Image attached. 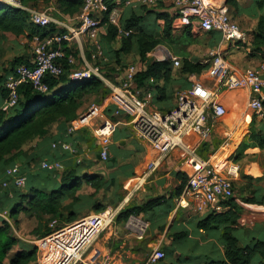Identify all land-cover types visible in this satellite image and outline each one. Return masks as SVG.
I'll list each match as a JSON object with an SVG mask.
<instances>
[{
  "label": "crops",
  "instance_id": "0c3cea01",
  "mask_svg": "<svg viewBox=\"0 0 264 264\" xmlns=\"http://www.w3.org/2000/svg\"><path fill=\"white\" fill-rule=\"evenodd\" d=\"M236 1L237 6L233 8L227 4V0H213L216 5L224 4L229 16L233 17L234 22L247 33L246 44H232L218 30L205 32L194 26H181L173 0H158L152 5L141 4L138 0H114L111 12L115 14L119 24L124 23L131 16L143 18L139 25L140 29L160 39V43L147 53L150 57L163 60L173 56L180 62L182 58H188L192 62L206 64L211 52H220L232 68L241 72L248 68H256L260 62L262 50L255 51L251 41L257 18L264 13V0ZM22 8L28 12L49 8L51 14L55 9L58 17L53 16L52 25L58 32L71 31L79 24V14L64 13L57 0H50L47 5L44 4L39 9L31 8L30 5ZM164 16L172 20L171 35L168 38L163 36ZM187 29L190 35H187ZM106 30V24L101 20L97 44L101 56L108 62V57H114V51L119 49L120 37L117 35L114 40L108 42L103 37ZM137 31L136 28L132 29V33ZM23 35L4 33L0 39V51L2 47L8 48L10 45L25 47L23 42L28 43L29 46L26 35L24 40L21 39ZM66 45L75 56L74 67L97 65V60L91 59L93 49L91 39L85 36L75 37ZM20 56L30 63L31 53L28 49L21 51L15 58ZM122 58L125 62L128 58H135L136 62L133 63L137 64L139 69L141 68L135 50ZM113 60L114 58L111 62ZM112 65L113 63H110L108 66L112 67ZM108 66H99L100 77L98 78L111 90L113 84L119 82L120 78L114 71L108 70ZM177 68L173 67V78L166 83V94L168 92L169 96L165 101L156 103L157 106L173 107L176 102V92L190 88L191 74L180 75ZM104 72L112 73V79L104 76ZM197 76L213 91V98L224 107L225 112L222 116L210 120L213 127L207 139L200 141L195 133L183 138L184 143L190 146L189 149L177 146L165 153L156 150L149 142L137 136L128 122L130 118L124 116L114 119L118 123L111 136L109 156L107 160H101L93 130L105 116L103 112L98 118L72 134L62 132L65 128L64 124H55L45 137L25 145L24 150L29 152L27 158L44 152L51 141L57 140L72 142L83 150L87 149L88 152L84 154L81 162L82 177L74 195L78 199L73 202L71 198H67L61 210L64 217L68 215V212L73 211L75 219L65 222L53 215L37 218L34 215L20 213L18 226H22L25 220L22 215L27 219H34L31 230L41 226L39 233L34 235L32 241L23 239L24 241L21 242L24 244L23 248L34 247L35 241L46 235L44 233L49 230V223L53 219H57L62 224H70L83 216L109 210L114 213L115 218L109 226L93 238L84 252L83 258L88 263L150 264L148 263L149 254L158 249L162 250L165 256L154 264L222 263L225 261V242L221 238V226L207 229L200 225L209 213L196 210L194 197L187 189V179L201 161H207L219 169L230 162L237 164L238 174L232 180V199L240 210L234 233L242 245H252L256 240L264 241V148H258L249 142L246 144L251 122H255L259 129H264V113L256 115L250 108L251 91L248 88L231 89L218 86L205 71ZM160 84L164 83L161 81ZM109 95L110 92L102 100L93 98L90 104H97L102 110L110 104ZM90 104L85 103L76 118L84 114ZM149 108L158 109L152 100ZM210 142L216 143L217 147L211 150ZM52 151H56L55 154L59 153L58 157L50 155L41 160H59L63 165L74 160L60 148L52 149ZM41 160L30 164L24 173L35 174L40 170ZM152 162L155 163V168L149 170L148 165ZM89 179L96 181L94 185L98 186H94L93 181ZM97 179L100 180L99 183ZM41 180L42 178L38 177V181ZM46 182L47 185L49 182ZM249 198H253L255 202H250ZM149 202H152L150 209L140 211L137 215H129L127 219H124L125 210ZM132 217L136 218L137 223L143 224L141 235H139V228L131 226ZM48 243L44 252L37 253L33 264H46L53 259L49 253H46L51 249V244ZM259 260L260 258L255 256L252 264H258Z\"/></svg>",
  "mask_w": 264,
  "mask_h": 264
},
{
  "label": "built area",
  "instance_id": "2783aa9c",
  "mask_svg": "<svg viewBox=\"0 0 264 264\" xmlns=\"http://www.w3.org/2000/svg\"><path fill=\"white\" fill-rule=\"evenodd\" d=\"M138 1L141 4L152 5L158 0ZM0 2L23 7L20 0H0ZM81 2L82 9L78 15L79 24L76 28L67 32L54 31L43 36L34 34L29 39L30 63L16 65L5 79L4 87L8 91L7 105L12 106L16 103L17 88L23 83H30L35 89L46 91L44 76L47 74L59 76L64 73L66 65L70 68L69 77L73 81L80 82L93 76L100 77L99 66L106 61L101 56L97 37L103 14L108 7L106 0H81ZM173 2L181 26H194L205 32L218 30L232 44H246L247 33L231 20L224 4L216 5L213 0H173ZM108 18L109 22L117 27L119 37L132 33V30H125L120 26L114 13L110 12ZM53 20L49 8L29 11V21L39 28H46ZM81 36L93 41L91 59L97 60L100 64L86 68L74 67L75 56L66 44L75 37ZM169 58L173 67L180 65L178 58L173 56ZM206 64L208 67L205 73L214 80V84L231 89L248 88L251 91L250 108L256 115L264 113V77H262L264 49L261 51L258 66L241 72L232 68L220 52H211ZM116 70L120 71V67L116 66ZM121 71L119 82L111 87L109 106L101 110L97 104H91L84 114L70 121L66 127V133L72 134L98 118L103 112L105 116L93 130L101 160L108 159L111 136L118 123L114 119L118 117L128 116L130 118L128 122L137 136L149 142L156 150L165 153L177 146L189 149L190 146L184 143L183 138L191 133L197 134L200 141L207 139L213 127L210 120L222 116L225 112L224 107L213 98V91L200 81L196 74L189 76L191 82L189 89L176 92L173 108L162 112L149 108L153 91L151 89L144 91L136 86L135 75L139 71V66L129 63ZM50 148H60L63 152H67L76 163H81L84 154L88 151L65 140L51 141ZM63 167V163L59 160L44 159L39 164L40 169L55 172L61 171ZM154 168V162L148 165L149 170ZM5 173L7 178L0 180V188H7L11 183L19 189L25 188L26 174L21 171L18 163L8 167ZM237 174L238 166L234 162L219 169L207 161H201L196 170L189 175L186 183L188 191L194 197L196 210L208 213L224 211L226 209L224 202L233 196L232 180ZM0 215L6 218L5 213ZM114 218V213L106 210L83 216L70 224H62L57 219H53L49 223L50 232L35 241L37 253L44 252L49 242L51 249L46 253H49L53 259L46 264H91L84 260V252L93 238L109 226ZM130 221L131 226L139 228L141 235L143 224L137 223L134 217ZM164 256L162 250H153L149 254L148 263L154 264Z\"/></svg>",
  "mask_w": 264,
  "mask_h": 264
},
{
  "label": "trees",
  "instance_id": "16d2710c",
  "mask_svg": "<svg viewBox=\"0 0 264 264\" xmlns=\"http://www.w3.org/2000/svg\"><path fill=\"white\" fill-rule=\"evenodd\" d=\"M39 1L47 5L50 0H20V3L26 7L30 3ZM57 2L64 13L80 14L81 12V0H57ZM106 4L108 8L103 14L102 20L106 24L107 30L103 37L110 42L117 36V27L111 24L108 18L113 9L114 0H106ZM227 4L236 8L237 1L227 0ZM142 21L141 17L131 16L124 23H120V26L125 30L136 28L138 31L128 36H121L120 46L118 50L114 51V57L109 56L108 62H104L102 65L106 67L113 63L114 66H108V70L114 71L120 78L121 70L126 66L122 57L135 50L141 63V68L135 75L136 86L144 91L151 89L153 104L158 107V110L167 112L173 107L163 108L157 106L156 103L165 101L169 96L168 92L166 94V83L173 78V64L168 58L157 60L147 55L160 43V39L154 34H147L140 29L139 25ZM164 21L163 36L168 38L171 35L172 20L164 16ZM54 31H57V28L52 23L46 28H39L29 21L27 10L0 2V39L6 32L15 36L25 34L29 40L34 34L43 36ZM187 35H190L188 29ZM251 46L255 51L264 49V13L257 18ZM113 58L114 60L111 62ZM64 63L66 62L64 61ZM18 64L28 65L29 63L21 56L14 58L10 63L9 70H5L3 75H0V180L7 178L6 169L15 163H18L21 171L25 172L30 164H35L45 157H50V155L58 157L59 153L55 154L56 151H52L49 144L44 152L33 154L27 158L29 152L24 150V146L45 137L55 124H64L65 128L62 130L64 133L67 124L79 115L87 98L102 100L110 92L109 88L97 76L80 82L71 80L69 77L70 68L66 65L63 74L56 77L50 74L44 76L43 83L47 87L46 91H39L30 83L19 85L17 88L18 99L14 105L9 106L6 103L8 91L4 87V82L7 75ZM96 64L100 63L96 62ZM116 66L120 67V71L116 70ZM207 67L208 64L182 58L177 71L180 75H200ZM103 75L112 79V73L104 72ZM161 81L164 84H160ZM248 142L258 148H264V129H259L255 122H251L249 125L246 144ZM65 153L63 154L65 155ZM63 166L59 172L40 169L35 174H26V186L23 189L15 187L12 183L7 188H0V213L6 215V218L0 215V264H33L37 258V248L35 246L31 249L23 248L24 244L16 236L20 213L34 215L37 218L53 215L65 222L75 219L73 211L68 212V215L64 217L61 210L64 208L63 202L67 198H71L73 202L78 199L74 195L82 177L80 174L81 163H76L73 160V162H66ZM38 177H41L42 180L38 181ZM97 180L99 183L100 180ZM46 181L49 182L47 185ZM55 182H57L56 185H54ZM92 184H96V181H93ZM249 201L255 202L253 198H249ZM151 204L152 202H149L128 208L123 212L124 219H127L129 215H137L140 211L150 209ZM224 205L226 206L224 211L209 213L200 223L207 229L221 226V238L225 242V261L208 264H252L255 256L260 258L258 264H264V241L256 240L252 245H242L234 233L239 216V206L232 198L224 202ZM40 227L39 225L32 229L31 233L37 235ZM49 232L50 229L44 235ZM17 245L20 247L13 250Z\"/></svg>",
  "mask_w": 264,
  "mask_h": 264
},
{
  "label": "rangeland",
  "instance_id": "374dc122",
  "mask_svg": "<svg viewBox=\"0 0 264 264\" xmlns=\"http://www.w3.org/2000/svg\"><path fill=\"white\" fill-rule=\"evenodd\" d=\"M29 5L31 6V8L39 9L40 7H42L44 5V3H42V2H35V3H30ZM52 14H53L54 17L55 16L58 17V14L55 12V9L52 11ZM230 18L233 21L235 20L233 17H230ZM24 37H25V35H23L21 37V39L24 40L25 39ZM23 44L25 45V47H17V46L15 47V46H11V45L8 48H3L2 47V49L0 51V58H1V60H0V75H3V73H4L5 70L6 71L9 70L10 63H12L13 58H15L16 55H19L21 53V51L24 52L25 50L28 49L29 52L31 53V49L28 46V43L23 42ZM20 46H22V45H20ZM134 59L135 58H130V59L128 58L127 61L125 62V64H129V63L136 62ZM91 66H93V65H91ZM75 68H77V67H75ZM83 68H86V67H83ZM117 83H115V84H117ZM92 101H93V98L90 97V98H87L86 99L85 103H87V105H89L90 102H92ZM209 146H211L210 149L213 150V149H215V147H217V144L210 142ZM83 159H84V157H83ZM22 216H23V219H25V220H24L22 226H18L17 227V229H16V236L19 237L20 242H22L24 240H27V241L30 240V241H32V239L34 238V235L31 233L30 230H31L32 224L34 222V219H32V218L27 219L24 215H22ZM17 247L19 248V246L17 245V246L14 247L13 250H15Z\"/></svg>",
  "mask_w": 264,
  "mask_h": 264
}]
</instances>
